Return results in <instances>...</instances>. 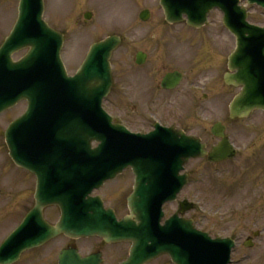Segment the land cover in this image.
I'll use <instances>...</instances> for the list:
<instances>
[{
	"label": "rangeland",
	"instance_id": "rangeland-1",
	"mask_svg": "<svg viewBox=\"0 0 264 264\" xmlns=\"http://www.w3.org/2000/svg\"><path fill=\"white\" fill-rule=\"evenodd\" d=\"M18 3L19 0H0V44L12 30ZM145 8L150 9L152 13L148 23L139 20V13ZM46 9V19L50 25L63 31L68 38L63 60L71 75L77 71L92 42L117 34L129 36L137 43L133 47L124 44L115 58L117 79L127 83L129 74L139 75L138 72L132 71L134 50H147L153 48L151 44H160L152 51L154 59H151L146 67L152 69L156 77L153 81L148 80V84L147 80H136L135 88L139 91L136 95H140L142 104L138 102L137 107H133L130 95L124 93L127 89L123 92L116 89L106 107L126 120L134 131L148 130L149 117L158 116L168 125H192L193 134L201 135L204 141H210L204 131L209 125L199 124L191 114L195 100L190 89L192 85L200 84L215 74L221 76L227 70V55L235 48V41L221 29L218 14L212 16L215 28L210 26L191 31L185 25H167L156 0H46ZM87 10H92L95 18L92 25L82 29V13ZM251 13L250 20L253 23L264 25V11L255 7ZM158 56L162 59L156 62ZM159 62V65H155ZM167 69L185 70L188 77L179 90L171 93L161 92L160 98L153 102L152 97L150 100L149 97L155 91L161 74ZM220 91H230V94L228 97L220 94L219 104L217 97ZM237 92V89L224 88L219 80L214 83L210 92L211 103L208 102L205 117L209 122L226 120L228 131L236 145L242 148V154L236 161L215 168V165L204 160L190 161L186 165V171L193 178H202L203 183L188 187L181 198L196 196L194 200L206 212H198L197 215L193 211L188 213L187 217L201 218L207 229L214 226L224 232L223 234H238L243 239L252 235L254 230H261L263 236L259 241L256 240L257 246L253 249H243L241 253L249 257L248 264H264V114L254 113L248 120L241 122L227 121L228 103ZM144 95L148 96L146 100ZM25 107L26 105L22 104L0 118V188H3L2 191L0 189V238L20 220L21 210L23 214L33 204L34 178L27 173L20 174L13 170L8 151L4 149L2 135L6 124L20 115ZM216 168H220L221 173H215L213 170ZM130 189L131 175L124 174V177L110 185L102 194L106 196L108 205L120 210L124 206L120 204ZM176 209V204L171 205L169 214ZM215 212H221L223 218L215 219ZM209 213L213 217H209ZM33 253L24 257L26 259L20 264H49L51 261L47 258V263L37 257L31 258L30 261V255ZM152 264L171 263L163 257Z\"/></svg>",
	"mask_w": 264,
	"mask_h": 264
},
{
	"label": "water",
	"instance_id": "water-1",
	"mask_svg": "<svg viewBox=\"0 0 264 264\" xmlns=\"http://www.w3.org/2000/svg\"><path fill=\"white\" fill-rule=\"evenodd\" d=\"M171 1L174 2V0L163 1L167 17L171 21H174L177 16L180 17L182 14H189L193 18L190 24L193 25L200 24L206 16V13L215 6H219L226 10L228 17L225 20V24L236 34L238 39V49L232 55L230 65L231 70H236L237 74L228 75L227 80L236 86L244 85L245 87L244 92L235 99L231 106L232 117H243L254 109H264V99L262 98L264 89L263 91L260 89V86H263V82L259 81L260 77L257 76V72L259 71L253 70V62L250 61V57L256 56L255 58H258V56H262L263 54H257L255 45L251 44L248 40L255 35V31L252 30V28L246 27L244 22L246 16L243 12L241 13V17H237L239 18L237 27H231L236 19V15L233 13L235 9L232 7L233 5L236 6L238 0H230V5H225L222 0H178L174 2L176 7L169 6ZM252 1L255 2L256 0ZM260 4L264 6V0H261ZM193 8L194 10H192ZM20 10L21 16L19 24L16 27L15 33L10 37L11 39L7 47L2 52L5 62L0 61V111L7 106L13 105L19 98L26 95L33 99L34 95L36 96L35 92L37 90L29 89L30 87H36L38 85L45 87L48 83L52 85L53 80H56L58 83L66 84L77 90L82 100V110L79 109L78 111L82 113V122L86 123L88 128H91V126L100 128V125L97 123V118L93 120L92 116L94 112L98 117L102 116L98 107L99 103L91 102L93 98L91 96L96 94L99 95L100 92L98 91L100 87L94 85L91 81L92 74H89V77H87L85 81L80 78L77 82L69 79L65 75L58 54L61 36L52 32V30L42 22V0H22ZM191 10L197 15H193ZM247 34L249 37H246ZM14 42H17L18 45L12 46ZM115 44L116 41L111 39L97 47L92 53V57L97 56L102 62L104 61L101 75L103 79H101V81H103L102 90H106L108 85L109 72L107 61ZM25 46H31L29 55L20 63H14L10 58L11 52ZM90 70H92V66H89V69H87L88 72ZM261 72H264V70H261ZM16 76H22L23 78L16 82ZM82 87L84 89H82ZM33 111V109L30 110L22 123L30 122V120L33 119ZM20 124L21 122H17L12 128V131L21 128L22 125ZM26 128V134L30 140L27 144L31 145L35 131H32L31 126ZM109 128L114 129L120 134L124 133L122 130H118V128H112L111 126ZM39 130L40 138H47L45 129L42 130L39 128ZM88 134H90V132ZM161 135V138L156 135L129 137L130 143L134 145V164L137 174L135 193L129 199V207L131 208L132 215L139 221V225L132 224L131 222H124L116 225L118 233L123 231L126 232L128 229L130 230L128 233L123 234V236H125L123 239L129 238L134 243L132 258L129 264H142L164 252H170L177 263H182L178 259L177 254L174 253L169 246H162L160 244V235L164 231V228L160 229L158 224L162 216V204L176 196L179 188L184 184V179L179 181V187L173 192V196L169 197L172 193L171 188L175 182L160 180L159 177L163 175L162 172L155 171L164 169L163 163L168 160H173L175 164L172 170H174V177L177 178L178 172H180L189 158L203 156L205 152L203 151V146L197 140L184 136L180 138L178 137L179 134L174 132L173 134L165 133ZM57 137L59 142L63 141V132H60ZM70 139L71 148L74 140L73 134L70 135ZM90 140L91 139H87L86 141L82 140V148L78 151L79 157L76 159L77 163L74 165V170L72 168L70 194L67 196L72 203L71 207H77L80 203V198L83 199L85 192H88L91 187L100 186L105 180L110 178V176H114V174L117 173V169H114V162H116L121 148H118L111 139H101L103 140L102 146L98 150L93 151L91 150ZM8 144L12 149V156L20 163L21 159L18 157L15 142L11 140L10 133H8ZM36 150L37 149H34L30 152H32L33 155L34 153H38L41 156H48L52 152L49 151L48 147H44L43 149L39 148L38 151ZM225 150L226 148L224 147L218 151L219 153H223ZM226 154L230 155L228 153ZM73 157L74 156H72V158ZM29 159H31V157H29ZM167 163L168 162H166V164ZM28 167H30L29 164ZM79 169L81 173H79ZM141 170H145V172ZM81 175L82 178H80ZM37 199L38 206L36 211L28 217L24 225L2 246L0 249V259L10 253V248H15L24 244L31 246L33 242L29 243L28 241L30 238H25V234L29 233L31 229H34V225H44L41 220V210L44 206L59 201L57 199L46 201L45 197L41 195V191L37 195ZM89 201L88 205L96 204L100 208L99 211L96 210L95 216L92 214L93 212H91L92 208L86 210L88 213L87 216L89 217L87 220L89 224L93 225V222H100L102 220L101 216H106L108 213L105 214L99 200L90 199ZM60 202L63 204L62 200L59 201V203ZM65 206L66 208L64 207V211L66 213L69 209L67 205ZM150 208L153 210L151 211ZM175 224H186L190 226V223L180 222L177 218H174L169 222L167 229L175 227ZM82 233L88 235L98 233L102 235L105 234L104 231H88ZM150 242L152 244L148 246ZM226 245V251L222 252L220 255L223 260H227L229 256L230 244ZM211 246L212 245H207L204 247L201 245L198 247V253L195 254L197 255L196 260L198 262L210 260L212 256L218 255L216 254L217 248Z\"/></svg>",
	"mask_w": 264,
	"mask_h": 264
},
{
	"label": "flooded vegetation",
	"instance_id": "flooded-vegetation-1",
	"mask_svg": "<svg viewBox=\"0 0 264 264\" xmlns=\"http://www.w3.org/2000/svg\"><path fill=\"white\" fill-rule=\"evenodd\" d=\"M160 43H161V41H160ZM150 46L153 48H149L147 50H145V49L138 50V51L143 52L146 55L145 64L142 66L137 64V56L136 55H137L138 51L134 50V54H133V58H132V68H133L132 71L138 72L139 75H135V74L134 75H132V74L128 75L130 82H131V86L133 87L132 92L129 94L130 95L129 99L131 100L133 107L136 106L137 102H142L140 100V95H136V93H139L137 88H135L136 87V80L140 81V82L147 80V84H148V80H152L156 77V73L152 69H147L146 67L151 62V59H152V61L154 59V58H152V54H153L152 51L154 49H156L158 46H160V44L154 43V44H151ZM161 59L162 58L158 56L156 58V62L161 60ZM160 63L161 62L156 63L155 65H159ZM176 70H178V69H169V70L167 69L161 74V76L163 78L165 76V74H167L169 72L176 71ZM183 74H184V79L186 80L188 77L186 71ZM138 76H139V78H138ZM222 76H223V74L221 76L220 75L217 76L215 74V75L211 76L210 78H208L206 81L200 82V84L201 83H203V84L208 83L212 89L213 84L214 83L216 84L218 80H219V82L223 83ZM161 81H162V79L158 80V83L155 85V91L149 97V100L152 97L151 100H153V102H156L155 99L157 97L161 96L160 95L162 92L161 91V85H160ZM200 84L199 83L195 84V86H201ZM201 87H203V86H201ZM224 88H228V87H224ZM191 93L194 94V100H195L194 101L195 105H194L193 109H195L197 107L198 108L201 107V102H202L201 99H205L204 102L206 100H211L210 95H205V96H203V98L200 99L198 97L197 93H194L192 91H191ZM220 94L223 97H228L230 94V91H228V92L223 91L222 93H221V91L219 92L218 97H217V101L219 104H220L219 99L221 97ZM144 96H145L144 98L146 100L148 98V96H146V95H144ZM204 131L206 133H208L207 129H205ZM207 135L210 136V141L213 142L212 143L213 145H215L218 142V140L216 138H214L212 136V134L210 135V133H209ZM207 144L210 145L211 143L208 142ZM125 174H131V173L128 171ZM22 215H24V214H22V210H21L19 216H22ZM45 217H46L47 221H49L51 224L56 223V221L58 220V217H59L58 209L52 208V209L47 210L45 212ZM125 246H127V245H118V244L117 245H108L104 241L97 239V238L90 239L87 241V240H71L68 237L60 236V237L56 238L55 240L51 241L50 243L46 244L45 246L38 248V249H35L32 252L25 254L23 256L22 260L24 259V257L28 256L30 253L34 252L32 255H30L31 256L30 261H32L31 258L37 257L39 260H41V261L45 260L48 263L47 258H49L51 260L49 262V264H57L59 255L64 250L78 249L80 251V253L82 254V256H88V255H92V254L102 253L103 258H104V264H106V260L110 264H118V263L122 262L128 254V247H125ZM121 247H124V248H121ZM242 251H243V247H241V249L238 250L237 253L235 254V256L233 257L232 264H248L249 257L247 255L241 253ZM113 257L115 258V260ZM22 260H21V262H22ZM113 260H114V262H113Z\"/></svg>",
	"mask_w": 264,
	"mask_h": 264
}]
</instances>
